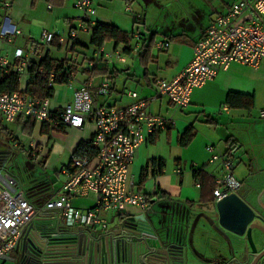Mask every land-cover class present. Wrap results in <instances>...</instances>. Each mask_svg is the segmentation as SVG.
Segmentation results:
<instances>
[{
    "label": "crops",
    "instance_id": "0c3cea01",
    "mask_svg": "<svg viewBox=\"0 0 264 264\" xmlns=\"http://www.w3.org/2000/svg\"><path fill=\"white\" fill-rule=\"evenodd\" d=\"M4 1L0 2V8L2 7L4 13L3 16H0V24L4 18H7L20 31V35L13 37L11 44L2 45V49L5 48L4 53L12 54L15 48H20L28 52V60H39L42 56L48 54L52 59H71L75 63L77 73H75L71 83L66 85L69 87L64 90V98H61V94L55 91L53 98L50 99L52 110H59L70 102L75 90L90 78H93L95 86L103 79H108L110 82L108 95L106 97L95 96L98 105L116 108L126 107L134 101L128 96L130 92H133L140 99L149 101L148 112L151 115L174 121V124L166 129L147 136L146 140L136 150L134 159L129 165V184L135 192L145 194L148 201V210L142 211L139 208H130L123 214L103 213L102 217L107 223V228L95 227L90 229L108 232L132 215L145 214L152 220L154 227L168 229L173 235L179 233L180 236L186 237L190 230L192 217L195 215V213H191L190 218H188L189 209L199 211L210 203L208 201L213 198L211 181L214 183V177L218 175L220 167L218 162H209L210 155L206 150L208 146L213 147L214 153L224 155L232 160L234 164L233 175L238 161H241L242 157L245 158L243 164L247 174L244 180H239L245 185L251 181L258 188L264 187V130H259L257 127L259 122H264L259 118V111L264 108V64L258 68H253L236 62L231 63L225 71L219 72L213 80L208 81L201 88L194 89L190 104L184 110L177 108L166 96L150 100L155 94V83L160 80H172L183 71L192 59L193 47L212 20L218 15L226 14L232 3L237 0H217V2L201 0L207 10L206 16L194 28H184L179 32L169 33L168 35L154 32L152 30L154 24L147 28L145 15L140 4L141 0H94L98 9L94 16L95 19L94 17L92 19L93 26L96 23L113 25L128 33L131 37L128 44L116 45L112 41L104 43L102 46L104 52L109 54L115 50H120L122 55H135L140 68L137 71L132 70V64L127 65L128 60L124 56V62L114 58L108 59V62L101 59L98 61L96 68H90L89 61L93 59L94 48L83 42L82 38H79L83 34L89 35L90 42V33H78L75 41L66 42L63 45L57 42V44L45 46L41 41L38 42L32 38V27L40 22L48 25L50 22L43 20L47 18L51 20L53 9L58 11L56 19H62L63 23L67 24L68 29L67 36L58 34L55 31H52V33L56 36L68 37L70 30L76 27L75 21L80 13L73 6L75 0H11L10 7L7 10L3 8ZM181 1L187 7L188 0ZM169 2H173V0ZM155 3L161 5V10L165 9V4H161V1L148 0L150 5L155 6ZM38 5L46 7V11L49 12L47 18L42 17L37 10ZM120 7L124 8L126 14H140V21L135 23L133 17L130 23V19L119 12ZM127 7L130 8V12L126 11ZM133 9H135L134 12ZM249 17L250 14H247L245 19ZM42 30L45 31V29ZM135 32L140 34L138 41L132 37ZM149 43L152 44V47L147 55L141 57V47L147 46ZM108 44H110V50L107 51ZM164 44H167V46ZM136 45H138V48L135 50ZM119 65H124L125 68L121 70ZM99 68H106L107 72L102 75L90 76L87 71ZM26 82L27 75L21 78V90L25 88ZM70 85H72V88H70ZM134 85L136 88H133ZM229 93L244 96L245 100L252 101V105L250 108L239 106L238 103L235 106H229L225 103ZM207 119L212 122H206ZM243 119L246 120V133L251 130L255 132L257 141L246 152L242 153V145L236 136L239 135L238 126L241 125ZM25 121L22 117H18L14 123H21L22 128ZM188 127H192L196 133L190 143L183 146L180 143V137ZM40 128L41 124H39V134ZM67 129H65L64 134H53L51 138L40 134L44 140L36 142L42 147V152L36 157L37 159L32 160L25 152H22L24 156L28 157L26 167L29 165L30 173L37 168H46L50 157L55 154H57L56 156H62L67 153L69 155L68 162L62 167L68 166L70 157L78 143L92 137L94 124L86 122L81 129L70 128L73 132L70 135ZM26 150L28 152V149ZM53 152L55 153L53 154ZM250 157L252 161H248ZM43 158L45 160L42 166L40 161ZM153 160L163 161L164 167L160 174L153 172L154 167L151 164ZM14 165L18 168V172H12ZM143 171L144 181L141 182ZM195 171L201 172L202 181L195 177ZM11 172L20 181L30 203L35 206H42L61 194L60 189L63 184L58 188L54 187L50 181V176L44 179L34 178L33 181L26 183L24 177L29 172L24 166L17 165L15 162L11 167ZM71 204L81 209L91 208L94 205V197L92 194L84 197H73ZM31 223L34 226L43 225L47 228L56 225L66 227L60 213L55 210L47 211L38 221L34 219ZM84 228L86 227L76 226L72 229L80 230ZM198 233L197 230L193 238L194 248L202 257H213L215 254L211 253L210 250H206L203 240L197 238ZM13 252L16 253V251ZM16 255L19 258V253H16ZM14 263H16V260Z\"/></svg>",
    "mask_w": 264,
    "mask_h": 264
},
{
    "label": "built area",
    "instance_id": "2783aa9c",
    "mask_svg": "<svg viewBox=\"0 0 264 264\" xmlns=\"http://www.w3.org/2000/svg\"><path fill=\"white\" fill-rule=\"evenodd\" d=\"M10 1H4L5 10L10 7ZM73 6L81 13L79 24L70 30L68 37L43 31L41 40L45 46L55 38L58 44L63 45L75 41L78 33L91 32L95 15L93 0H75ZM126 11L130 12V8L127 7ZM247 14L250 17L245 19ZM133 17L135 23L140 21V14ZM17 35H20V31L4 18L0 24V68L16 63V71L22 78L29 65L28 52L15 48L12 54H6L1 50L3 44H11ZM132 37L138 41L140 34L135 32ZM137 48L138 45L134 47L135 50ZM113 57L124 62L120 50L108 54L101 47L94 51L89 67L96 68L99 60L108 62ZM234 62L253 68L264 64V0H237L226 14L216 16L193 47L189 64L176 78L157 81L155 94L150 100L166 96L177 108L184 110L190 104L194 89L203 87ZM49 86H53V75H50ZM109 89L108 79L95 86L93 78H90L75 90L72 100L56 113L51 109L50 99L40 100L26 95L22 90L0 92V122L14 123L18 117H22L39 124L45 123L52 131H56L58 125L81 129L86 122L94 124L89 144L81 147L80 153H72L68 166L60 168V173L67 177L60 189L61 194L42 206H35L27 199L20 181L11 172L14 160L8 167L3 166V171L0 169V262H15L10 253L15 251L24 229L47 211H58L68 228L106 229L103 213L123 214L130 208L148 210L145 194L135 192L129 184V165L147 136L166 129L174 121L151 115L148 112L149 101L140 99L133 92L128 96L134 101L126 107L98 105L95 96L106 97ZM259 118L264 120V108L259 111ZM30 142L28 152L32 158H36L41 154L42 147L34 141ZM12 147L16 148V143ZM206 150L210 155L209 162H218L220 167L218 175L214 177V200L236 194L242 182L233 175L232 160L214 153L212 146ZM89 194L94 197L91 208L81 209L71 204L73 197Z\"/></svg>",
    "mask_w": 264,
    "mask_h": 264
},
{
    "label": "water",
    "instance_id": "95a60500",
    "mask_svg": "<svg viewBox=\"0 0 264 264\" xmlns=\"http://www.w3.org/2000/svg\"><path fill=\"white\" fill-rule=\"evenodd\" d=\"M5 162H1L0 169ZM197 212L189 209L188 218L191 213L195 215L187 238L154 227L145 214L132 215L108 232L59 225L47 228L30 223L15 249L19 253L18 264L31 261V264H227L238 260L234 254L225 255L219 248H210L215 254L213 257H202L194 248L193 238L197 230V238L204 242L210 231L243 237V228L251 223L252 215L239 196L231 194L214 200ZM253 229L260 230V227L250 224L245 235L253 256L252 264L264 256V252L257 253L251 236ZM205 244L208 246V241Z\"/></svg>",
    "mask_w": 264,
    "mask_h": 264
},
{
    "label": "rangeland",
    "instance_id": "374dc122",
    "mask_svg": "<svg viewBox=\"0 0 264 264\" xmlns=\"http://www.w3.org/2000/svg\"><path fill=\"white\" fill-rule=\"evenodd\" d=\"M1 1H3V0H0V2ZM160 1L162 2L161 4H165L164 5L165 9L161 10V5L157 4V3H155V6L148 4V0H141L140 1V4L142 5V9H143V14L145 15V24H146L147 28H149L151 25L154 24L152 26V30L154 32H160V33H163L165 35H168L169 33L179 32L184 28L192 29L207 14V10L204 8L203 2H202L203 0L202 1L201 0H188L187 1V7L184 6V3L181 0H173V2H169L171 0H157V2H160ZM213 1L217 2V0H213ZM219 1H218V3H219ZM93 2H94L95 15H96L98 7L95 5L94 0H93ZM37 10L41 13L42 17L47 18L49 12L46 11L45 6L43 7L41 5H38ZM134 10L135 9H133V12H134ZM119 12L122 15L128 17L130 19V23H131V19H133L134 13L126 14L124 12L123 7L119 8ZM38 13H36V14H38ZM3 14L4 13H3V10L1 7L0 8V16H3ZM57 15H58V11L56 9H53L52 14H51V20H49L48 18L43 20L45 22H50L48 25H46V23L42 24V22H40L39 24L36 23L31 29L32 38H34V40H37L38 42L41 41V43L44 44L41 40V34L43 32L42 29H45V31H48V32L50 31L51 33H52V31L53 32L55 31L58 34H62L64 36H67L68 26H67V24L65 25L63 23L62 19L57 20L56 19ZM80 18H81V13L78 14V19L75 21L76 26L79 24ZM94 19H95V17H94ZM49 28H50V30H49ZM79 38L80 39L82 38L83 42H85L86 44H90V42H89L90 36L89 35L83 34ZM4 49L5 48L3 47V49H2V46H1L2 52ZM108 50H110V44L107 45V51ZM89 54H90V51H89ZM123 56L126 58V60H128L127 65L132 64V70L133 71H137L140 69L139 65L137 64V60L135 58V55L123 54ZM119 66H120L119 68L121 70L125 68L124 65L123 66L119 65ZM120 82H121V80H120ZM67 87H69V86L56 85L55 91L59 92L61 94V98H64L63 97L65 95L64 90L67 89ZM70 88H72V85H70ZM133 88H136V86L134 85ZM245 123H246V120L243 119V121L241 122V125L238 126L239 135L236 136V138L238 139V141L242 145V147H241L242 153L246 152L247 149L251 145H253V143H255L257 141V136L255 135V132H253L251 130V131H249V133H246ZM21 126H22L21 123H19V124L18 123H12L11 124V123H6L4 121H2L0 123V142L7 143V139H8V136L10 134L13 137H17V141L14 142V143H16L17 147L14 148L11 145L13 157L11 160H9L8 162L5 163L4 168L8 167L9 163L15 159L14 162L17 163V165H20L22 167L24 166L26 168L27 172H29V169H30L29 165L26 167V164L28 162V157L24 156V154L22 153V150L28 149V146L31 143L30 141H34V142L43 141L44 138L38 132L39 131V124L35 125L31 134L24 133L22 131L23 127L21 128ZM257 127L259 130H264V122H259L257 124ZM67 130H68L69 135L71 133H73L70 128H68ZM11 141H12V139H11ZM35 144L40 145L38 143H35ZM54 153L55 152H53V154ZM56 155L57 154L50 157L49 163L46 166V168H44V167L37 168L35 171H33L31 173L29 172V174L24 177L26 183L33 181L34 178L44 179V178H47L48 176H50V178H51L50 181L53 183V186L56 188H58L63 183H65L66 177L60 173V168L62 167V165L67 164L68 159H69V155L67 153H64L62 156H56ZM239 155L241 156L240 153H239ZM245 160L246 159L242 157L241 161H238V165L235 167L234 176L238 180L239 179L244 180L246 177L247 171L244 168V164H243V162H245ZM235 163L237 164V162H235ZM17 169L18 168H16L14 165V167L12 168V172L13 173L18 172L19 170H17ZM193 191H195V190H193ZM10 257L12 259L16 260V263H14L13 261H6V262H0V264H18V258H17V255L15 252L10 253Z\"/></svg>",
    "mask_w": 264,
    "mask_h": 264
},
{
    "label": "trees",
    "instance_id": "16d2710c",
    "mask_svg": "<svg viewBox=\"0 0 264 264\" xmlns=\"http://www.w3.org/2000/svg\"><path fill=\"white\" fill-rule=\"evenodd\" d=\"M91 41L90 45L94 48V51L101 48L104 43L106 42H114L116 45L118 44H128L130 41V35L126 32L121 31L119 28L113 25L109 24H103V23H96L91 28ZM51 44H57V40L54 39ZM152 47V44L149 43L147 46L141 47V57L148 54L150 48ZM17 64L15 63L12 66H8L6 68H0V92L6 93V92H17L20 91L21 87V78L19 72L16 71ZM90 74V76L93 75H102L107 72L106 68H99L97 70H87ZM75 73H77V68L75 66V63L71 61V59H64V60H55L48 56V54H45L42 56L39 60H29V65L26 69V75H27V82L25 85V88L22 90L26 95L35 97L40 100L44 99H52L54 92H55V86L56 85H68L70 84L71 80L73 79ZM50 75H53V86H49L50 83ZM226 104L229 106H235L237 103L239 106H245L250 108L252 105L251 100H245L244 96L237 95L235 93H229L226 97ZM60 110V109H59ZM59 110H56L55 113ZM52 114V118H54V114ZM206 122H212L210 119H207ZM35 121L33 119H27L23 123V132L26 134H31L34 126ZM65 127L62 125H58L56 131H52L49 129L47 124L42 123L40 128V134L43 136L52 137L53 134H64ZM195 130L192 127H188L184 133L180 137V143L183 146H187L192 138L195 136ZM10 139H12L13 142L17 141L16 137H13L12 135H9ZM91 138L86 141H80L74 150L73 154H77L81 152V147L89 144ZM24 149V148H23ZM22 152H25L29 158H32L31 155H29V152L27 150H22ZM44 158L40 161V164L43 166L44 164ZM153 168V172H156L160 174L162 172V169L164 167V163L162 160H153L151 162ZM194 175L196 178L202 181L201 179V172L195 171ZM144 181V171L141 175V182ZM200 182V181H199ZM211 194L214 189V183L211 181ZM201 184V183H200ZM28 199V197H27ZM29 200V199H28ZM213 201V198L210 199L208 202ZM30 202V201H29ZM33 261H31L32 263ZM30 263V264H31Z\"/></svg>",
    "mask_w": 264,
    "mask_h": 264
},
{
    "label": "flooded vegetation",
    "instance_id": "af4514ba",
    "mask_svg": "<svg viewBox=\"0 0 264 264\" xmlns=\"http://www.w3.org/2000/svg\"><path fill=\"white\" fill-rule=\"evenodd\" d=\"M11 145L12 141L9 136L7 143L0 142V164L3 161L7 162L12 159L13 153ZM248 161H252V158L250 157ZM250 176L252 177L253 175ZM236 194L239 196L243 205L249 209V212L252 215V221L250 224L260 227V230L253 229L251 231V236L255 241L257 253L264 252V187L258 188L250 181L246 185L241 184V187ZM197 213H200V210ZM250 224L243 228V237H238L224 231L220 235L210 231L206 234L205 242L203 241L205 249L210 250V248H219L224 251L225 255L229 256V254H234L238 260L234 262L229 261L227 264H252V252L246 243L247 238L245 236ZM207 241L208 246L205 244ZM254 264H264V256H262L261 259L256 261Z\"/></svg>",
    "mask_w": 264,
    "mask_h": 264
}]
</instances>
